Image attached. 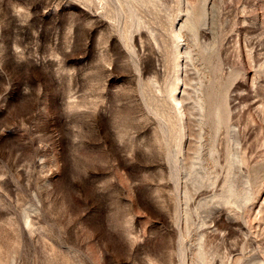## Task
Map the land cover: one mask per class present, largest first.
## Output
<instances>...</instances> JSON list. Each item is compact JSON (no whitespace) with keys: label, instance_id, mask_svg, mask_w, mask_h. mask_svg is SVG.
Returning <instances> with one entry per match:
<instances>
[{"label":"rangeland","instance_id":"1","mask_svg":"<svg viewBox=\"0 0 264 264\" xmlns=\"http://www.w3.org/2000/svg\"><path fill=\"white\" fill-rule=\"evenodd\" d=\"M0 264H264V0H0Z\"/></svg>","mask_w":264,"mask_h":264},{"label":"bare ground","instance_id":"2","mask_svg":"<svg viewBox=\"0 0 264 264\" xmlns=\"http://www.w3.org/2000/svg\"><path fill=\"white\" fill-rule=\"evenodd\" d=\"M202 100H203V99H202ZM197 101L200 102V98H199V97L197 98ZM199 105H200V104H199ZM201 108H202V107H201ZM218 114H219V113H218ZM227 185H228V184H227ZM225 189H226V188H225ZM231 189H232V188L230 187V185H228L227 190H228L229 192H231Z\"/></svg>","mask_w":264,"mask_h":264}]
</instances>
